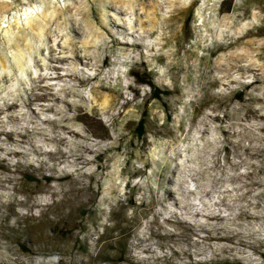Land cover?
<instances>
[{"label": "clouds", "instance_id": "clouds-1", "mask_svg": "<svg viewBox=\"0 0 264 264\" xmlns=\"http://www.w3.org/2000/svg\"><path fill=\"white\" fill-rule=\"evenodd\" d=\"M0 264H264V0H0Z\"/></svg>", "mask_w": 264, "mask_h": 264}]
</instances>
